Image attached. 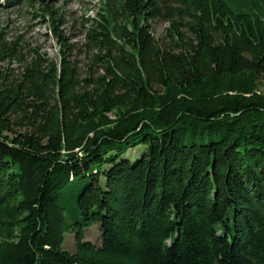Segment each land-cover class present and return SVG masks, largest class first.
I'll list each match as a JSON object with an SVG mask.
<instances>
[{
    "label": "trees",
    "instance_id": "1",
    "mask_svg": "<svg viewBox=\"0 0 264 264\" xmlns=\"http://www.w3.org/2000/svg\"><path fill=\"white\" fill-rule=\"evenodd\" d=\"M3 3L61 59L0 29V264H264V0H103L83 77Z\"/></svg>",
    "mask_w": 264,
    "mask_h": 264
},
{
    "label": "rangeland",
    "instance_id": "2",
    "mask_svg": "<svg viewBox=\"0 0 264 264\" xmlns=\"http://www.w3.org/2000/svg\"><path fill=\"white\" fill-rule=\"evenodd\" d=\"M54 1V8L60 9L62 24L59 26L61 34L72 45L69 54L71 63L76 67L80 76H85L91 67L92 55L96 52L86 45L85 28L91 24V18L101 7L103 0H45ZM35 8L22 4L16 7H4L0 5V29L3 30L4 41L12 43L18 41L19 52L22 58L28 57L33 48L56 61L61 59V44L55 32L52 30L53 15L45 17L35 14ZM151 33L159 43H164L165 29L168 21L157 18L150 21ZM8 67L14 74L21 67L16 59L11 62H0V68ZM95 68V67H93ZM260 92H264V76L261 77ZM134 156L136 149L130 150ZM85 240H90L95 245L100 244V232L98 225H93L84 230ZM64 249L72 252L75 248L74 238L71 233L65 234Z\"/></svg>",
    "mask_w": 264,
    "mask_h": 264
}]
</instances>
